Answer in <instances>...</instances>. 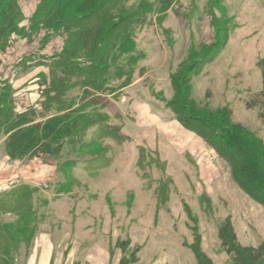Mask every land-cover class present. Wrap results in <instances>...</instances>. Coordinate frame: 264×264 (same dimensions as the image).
I'll return each instance as SVG.
<instances>
[{
    "label": "rangeland",
    "instance_id": "374dc122",
    "mask_svg": "<svg viewBox=\"0 0 264 264\" xmlns=\"http://www.w3.org/2000/svg\"><path fill=\"white\" fill-rule=\"evenodd\" d=\"M141 1L123 6L133 12ZM148 1L154 5L148 23L119 27L104 46L120 45L110 64H121L124 75L112 69L109 83L118 90L90 89L84 105L83 86L70 81L54 89L50 63L44 64L77 43L34 28L40 0H18L22 32L0 52V76L11 80L17 109L34 104L42 111L46 92H52L50 101L62 98L68 107L69 99L97 123L84 137L91 147H67L58 173L50 168L38 188L8 192L16 203L0 205V264H120L122 258L129 264H199L200 253L215 264H241L219 238L228 217L239 243L264 244V204L243 191L231 165L166 106L175 98L172 77L207 58L193 76L192 97L199 106L231 109L236 123L264 140V0H178L166 13L159 0ZM99 27L91 32L93 49ZM221 44L207 62L215 55L210 49ZM79 48L84 62L89 51ZM52 105L38 121L60 115V104ZM108 121L129 140L105 131ZM6 138L0 135V156ZM71 159L76 164L66 165Z\"/></svg>",
    "mask_w": 264,
    "mask_h": 264
},
{
    "label": "trees",
    "instance_id": "16d2710c",
    "mask_svg": "<svg viewBox=\"0 0 264 264\" xmlns=\"http://www.w3.org/2000/svg\"><path fill=\"white\" fill-rule=\"evenodd\" d=\"M126 1L40 0L34 28L41 27L49 31L48 36L52 38L54 34L68 35L70 44L77 43L76 47L67 46L64 53L45 60V65L50 63V74H52L50 82L54 89L58 86L67 87L70 81L72 86H83L84 105L87 104L85 103L87 98L92 96L90 89L102 92L118 90V87L109 86V83L112 80L110 77L112 69H115V72H121L119 77L124 75L125 69L121 64H110L115 56L113 51H119L120 45L115 42V45L107 50H104V46L109 36L119 27L126 28L132 23L135 29L147 24V15L154 8L148 0H142L138 9L131 12L123 6ZM177 1L159 0L161 12H168ZM218 1L215 0V3L218 4ZM21 17L18 0H0V52L6 50L12 34L22 32L19 26ZM99 25L100 38L93 49V44L96 42L94 43L90 38L91 32ZM132 34L133 32H128V35ZM224 46L225 44H221L219 47H212L210 50L215 55H210L207 62L213 61ZM79 47L89 51L86 53L87 58L84 62L79 60L78 55H81ZM120 56L117 55L115 61ZM206 59L201 60L202 64L206 62ZM23 62H19L18 65ZM1 64L0 58V66ZM198 64L192 63L181 74L178 73L172 77L175 98L167 101L166 106L175 113V117L186 129L202 137L221 158L231 165L232 176L239 187L257 202L264 204V140L245 126L236 123L231 109L222 107L211 109L209 104L199 106L200 103L192 97L193 76L202 71L200 67L202 64L199 67ZM58 70H62L63 76H58ZM44 80H46L45 77ZM10 82L9 78L4 77L0 80V135L7 137L5 146L11 159L21 160L39 156L45 162L58 163L57 161L66 153L67 147L71 148L70 151L91 147L92 142H88L84 137L97 122L90 114H84L83 109H78L69 99L66 102L68 107L64 105V101L60 103L62 98L58 101H50L52 92H46L47 99L43 102L42 111L31 108L20 113L17 111L13 97L15 90ZM131 83L130 79L122 83L121 89ZM53 102L60 104L57 110L60 115L54 114L45 121H38L41 114L44 116L54 109ZM108 117L109 114L105 115L106 119ZM104 130L112 132L121 141L130 138L121 132L119 126L109 121ZM76 162L71 159L65 164L74 165ZM219 238L222 247L229 254H233L241 264H264V244L253 247L239 243L230 217L221 224ZM130 262L122 258L120 264ZM198 263L215 264L204 253L198 255Z\"/></svg>",
    "mask_w": 264,
    "mask_h": 264
},
{
    "label": "crops",
    "instance_id": "0c3cea01",
    "mask_svg": "<svg viewBox=\"0 0 264 264\" xmlns=\"http://www.w3.org/2000/svg\"><path fill=\"white\" fill-rule=\"evenodd\" d=\"M32 105L24 106L23 110L20 111L17 109V111L20 113L28 111L32 107ZM135 105L139 107V105H142V103L140 101H136ZM144 105H147L149 107L150 112H152L151 103H147ZM16 107H17V103H16ZM174 119L177 120V122H179L176 117H174ZM150 121L152 120L150 119ZM179 124L182 125L180 122ZM188 131L192 132L190 130ZM4 144L5 141L3 140V145ZM25 160L28 161L30 160V162L28 163L27 167L22 169L20 163ZM25 160L11 159L10 156L7 154L6 146L4 145V151L0 156V205H14L16 203L15 200L12 199V197L11 198L8 197V192H12V191L14 192V190L18 186L23 185L26 188H30V190H33L34 188H38L39 186H41L46 181V176L50 174L49 172L50 168H53L52 170H56L55 172L58 173L57 163L45 162L44 160H42L40 157L37 156L35 158H30Z\"/></svg>",
    "mask_w": 264,
    "mask_h": 264
},
{
    "label": "water",
    "instance_id": "95a60500",
    "mask_svg": "<svg viewBox=\"0 0 264 264\" xmlns=\"http://www.w3.org/2000/svg\"><path fill=\"white\" fill-rule=\"evenodd\" d=\"M2 77L0 76V79H1Z\"/></svg>",
    "mask_w": 264,
    "mask_h": 264
}]
</instances>
